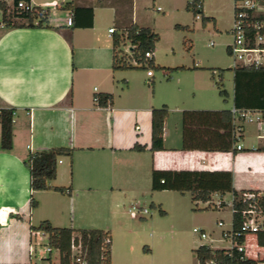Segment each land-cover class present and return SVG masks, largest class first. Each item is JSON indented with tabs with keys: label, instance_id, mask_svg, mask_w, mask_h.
Instances as JSON below:
<instances>
[{
	"label": "crops",
	"instance_id": "0c3cea01",
	"mask_svg": "<svg viewBox=\"0 0 264 264\" xmlns=\"http://www.w3.org/2000/svg\"><path fill=\"white\" fill-rule=\"evenodd\" d=\"M74 1L93 7L92 27H70L66 24L70 12L57 6L50 7V22L64 25L62 29L0 28V108H15L13 147L0 149V264L38 262L30 248L34 241L31 226L42 220L58 227L110 231L114 264L118 238L131 237L130 252L141 243L143 234L131 226L145 216L131 212L147 208L144 197L151 190L153 169L228 170L237 191L255 190L264 196V119L245 121L240 140L235 138L229 151L207 149L221 141L222 121L216 116L184 126L185 111L231 110L234 106L232 95L230 106L219 107L210 69L208 75V69L196 61L193 67L156 64L157 47L153 59L163 69L165 80L155 83L154 73L148 74L150 67L141 78L134 75L135 68H113L110 27L120 32L136 23L155 31L144 11L158 10V6L163 11L157 2L171 12L179 11L189 0ZM54 9L63 15L56 16ZM233 13V0H203L201 16L213 17L214 25ZM146 79L152 89L145 85ZM100 93L112 95L107 106L97 104L95 97ZM163 105L168 107L164 149L152 151V109ZM135 144L145 149L135 150ZM54 147L71 152L57 157L50 188L31 190L25 160L30 152ZM53 186H70L71 193ZM226 194L231 200V192L223 199ZM31 195L38 201L35 208L30 206ZM245 254L264 258V246L258 244L256 234L246 236Z\"/></svg>",
	"mask_w": 264,
	"mask_h": 264
},
{
	"label": "trees",
	"instance_id": "16d2710c",
	"mask_svg": "<svg viewBox=\"0 0 264 264\" xmlns=\"http://www.w3.org/2000/svg\"><path fill=\"white\" fill-rule=\"evenodd\" d=\"M20 1L30 3L31 0H13V10L9 15L20 17L26 22L15 23L8 20L7 14L4 12L3 21L5 25L2 29H10L16 27H38V28H57L62 29L64 25L54 26L50 22L51 10L49 7L42 8L40 5H34L32 10H22L17 8ZM203 0H189L186 5L187 10H191L196 16L202 13ZM201 4V8L197 5ZM6 5L3 7L6 11ZM61 9L70 11L72 25L70 27H92L94 10L92 6L77 5L74 0L63 1L58 5ZM202 24L205 26L207 22H214L213 17L201 16ZM1 28V27H0ZM175 28L185 29L188 26L176 24ZM159 40V34L152 28L147 26H139L131 23L121 29L120 32L113 33V68H146L158 67L154 63V59L148 60L147 65H133L128 61L122 45L129 42L133 45L132 56L138 60L144 58L146 51L154 52L156 43ZM212 69V68H210ZM233 104L238 109H252L264 111V65H238L233 67ZM219 73L220 80L215 81L214 74L217 73L213 69L212 78L215 81L219 94L227 99V90L221 88L223 70ZM97 104L107 106L112 101V95L109 93L97 94ZM15 108H0V124H1V140L0 149L11 150L13 147V118ZM168 115V107L163 105L159 108L152 109V142L150 149L157 151L164 149L163 129L164 122ZM208 115L216 116L222 121L223 131L220 132L221 141L217 146H210L208 150L229 151L235 141L233 136L234 124L233 115L230 109L222 110H193L185 111L184 126L192 124L194 121H204ZM187 147V146H185ZM135 150H144L145 146L135 144ZM71 149L67 147H54L48 150L30 152L25 165L30 173L31 190L48 189V182L56 177L57 157L63 154H70ZM53 189L70 194L71 187L53 186ZM153 191L174 190L181 194L190 193L192 199L196 202H207L212 199L214 194L219 196L222 207L226 202L223 197L225 193L231 192L233 195V226L235 229L240 227L242 222L241 210L247 206L246 202L241 200V194L244 192H256L255 190L237 191L233 187V175L228 170H161L153 169L152 184ZM264 206V196L261 197ZM155 203H152V206ZM30 206L35 208L38 201L33 195L30 198ZM161 213H165L161 209ZM18 216V215H17ZM33 229H42L49 233V244L57 249L60 253V264H73L71 260V238L73 233H78L84 245L87 247V264H111V232L102 229H74L72 227L53 226L49 220H42L37 226L32 225ZM257 242L260 246H264V229H260L255 233ZM109 242H106V239ZM244 239V238H243ZM242 240V239H241ZM198 264H206L207 261H215L216 264H256L259 259H252L244 256L242 252L233 250L232 254L226 252L223 248H212L206 244H200L194 249Z\"/></svg>",
	"mask_w": 264,
	"mask_h": 264
},
{
	"label": "rangeland",
	"instance_id": "374dc122",
	"mask_svg": "<svg viewBox=\"0 0 264 264\" xmlns=\"http://www.w3.org/2000/svg\"><path fill=\"white\" fill-rule=\"evenodd\" d=\"M157 5H161L164 10L149 8L144 11L145 13L143 12L147 23L160 34V40L156 44V64L193 67L196 61L200 68L208 69V75H210V68H212L211 74L213 69H216L217 73L212 74L215 81L220 80L219 73L223 70L221 88L228 92L227 101L219 94L218 89H215L213 94L219 107L230 106L234 85L233 59L226 45L233 39L230 32L233 16L224 15L219 24L207 22L204 26L202 20L196 19L191 10L183 8L171 12L165 4L157 2ZM261 9L264 11V0H259L257 3V10ZM54 10L56 16L63 15L58 10ZM6 18L15 23L26 22L17 16L7 15ZM176 24H182L188 28L177 29ZM211 42L214 45H210ZM126 59L132 63L129 55ZM135 70L137 73L134 75L141 78L142 75L144 77L147 69L138 67ZM151 70L155 75V83L161 79L165 80L163 69L151 67ZM187 79L190 78L187 77ZM145 83L152 89L148 79ZM230 198V195L226 194L225 207L216 208L213 204L208 206L207 202L194 201L190 193L181 194L174 190L153 191L149 188L144 197L149 213L144 214L145 217L135 219L137 224L133 223L131 226L143 234L141 243L130 252L128 242L132 240L131 237L118 238L114 264H134L136 261H140L141 264H196L194 249L200 244H211L216 248L228 246L229 243L226 241L210 242L209 239H201L193 228H202L211 233L212 237H219L221 228L217 226V221L223 218L228 223L227 226L231 221ZM218 200V197H212V201ZM152 203L155 205L152 206ZM161 209L165 211L164 214L161 213ZM56 255L58 256V252Z\"/></svg>",
	"mask_w": 264,
	"mask_h": 264
},
{
	"label": "built area",
	"instance_id": "2783aa9c",
	"mask_svg": "<svg viewBox=\"0 0 264 264\" xmlns=\"http://www.w3.org/2000/svg\"><path fill=\"white\" fill-rule=\"evenodd\" d=\"M259 0H233L234 13H233V25L231 28L232 41L227 45V51L233 59V67L238 65H264V11L257 10V3ZM6 6V11L3 7ZM60 3L56 0L43 2L40 4L42 8L57 7ZM32 2L26 3L20 1L17 8L22 10H32ZM13 0H0V27L3 28L5 22L3 21L4 12L9 15L13 10ZM197 8H201V4L197 5ZM161 10V7H157ZM70 12V11H69ZM196 18H201V14L198 13ZM66 24L72 25L71 13L66 18ZM110 33L118 32L117 28L112 26L109 28ZM210 45H214L213 42ZM122 50L128 54L131 58L133 65L141 66L147 65L148 60L153 59L154 52L152 50L146 51L144 58L138 60L132 56L133 45L129 42L122 45ZM148 74L152 75L151 69L148 70ZM98 100L97 96L95 97ZM234 124V136L239 141L242 134V124L245 121H262L264 119V111L252 110V109H238L235 106L231 108ZM238 149H242L240 143L237 144ZM262 194L256 192H244L241 194V200L247 203V206L241 210L242 222L238 229L233 226V219L230 222L229 227L226 226L225 220L220 219L217 221V226L221 228L219 237L214 238L211 233H208L202 228H193V231L199 235L201 239H209L210 242L226 241L228 246L223 247L227 253L232 254L233 250L242 252L245 254V238L248 234H255L262 229L264 224V206L262 204ZM219 198V197H218ZM208 206L213 204L216 208H222L220 199L215 202L207 201ZM231 212L233 208V197L230 202ZM139 213H149L148 208H137L131 212L132 216H138ZM32 236L34 238L31 244V253L33 258L38 262H31L29 264H60L59 259L54 257V251L57 250L49 244V233L42 229H33ZM46 238V239H45ZM244 238V239H243ZM242 239V240H241ZM46 240V241H45ZM109 242V239H106ZM212 247L211 244H206ZM71 260L73 264H87L88 250L84 245L81 236L78 233H73L71 238ZM216 248V247H212ZM222 248V247H220ZM58 255L60 258L59 251ZM247 257V256H246ZM206 264H216L215 261H207ZM256 264H264V258L259 259Z\"/></svg>",
	"mask_w": 264,
	"mask_h": 264
}]
</instances>
